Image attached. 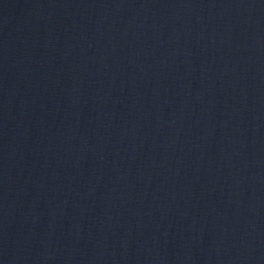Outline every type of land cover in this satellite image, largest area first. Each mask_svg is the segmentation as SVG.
Segmentation results:
<instances>
[{"label":"water","instance_id":"95a60500","mask_svg":"<svg viewBox=\"0 0 264 264\" xmlns=\"http://www.w3.org/2000/svg\"><path fill=\"white\" fill-rule=\"evenodd\" d=\"M0 264H264V0H0Z\"/></svg>","mask_w":264,"mask_h":264}]
</instances>
